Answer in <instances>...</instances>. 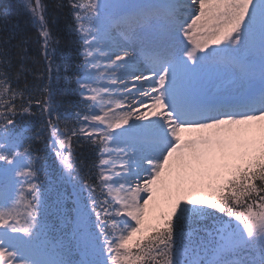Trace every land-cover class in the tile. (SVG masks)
<instances>
[{"label": "snow or ice", "instance_id": "6c2138e0", "mask_svg": "<svg viewBox=\"0 0 264 264\" xmlns=\"http://www.w3.org/2000/svg\"><path fill=\"white\" fill-rule=\"evenodd\" d=\"M15 11L0 264H264V0Z\"/></svg>", "mask_w": 264, "mask_h": 264}, {"label": "trees", "instance_id": "16d2710c", "mask_svg": "<svg viewBox=\"0 0 264 264\" xmlns=\"http://www.w3.org/2000/svg\"><path fill=\"white\" fill-rule=\"evenodd\" d=\"M18 3V0H0V8H8L9 5L12 6V12H13V20H18L20 19L17 15H16V11H15V8H16V5ZM20 22L22 24H24L26 27H31L27 20L26 19H23V20H20ZM34 31V29H33Z\"/></svg>", "mask_w": 264, "mask_h": 264}]
</instances>
